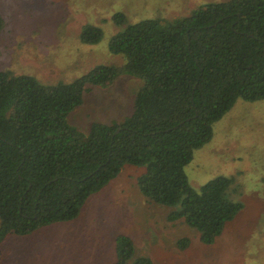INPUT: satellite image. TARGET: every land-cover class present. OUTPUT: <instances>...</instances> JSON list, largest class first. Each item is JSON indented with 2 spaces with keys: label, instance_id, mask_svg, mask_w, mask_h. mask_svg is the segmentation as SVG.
<instances>
[{
  "label": "trees",
  "instance_id": "obj_1",
  "mask_svg": "<svg viewBox=\"0 0 264 264\" xmlns=\"http://www.w3.org/2000/svg\"><path fill=\"white\" fill-rule=\"evenodd\" d=\"M111 21L122 28L108 51L122 56V66L98 65L52 85L0 71V244L75 220L87 198L125 165L144 169L137 180L142 196L169 207L168 220L182 219L202 244L212 245L242 208L228 194L231 177L195 190L184 168L237 100L264 99V0L208 3L187 17L132 24L117 12ZM102 33L86 24L79 39L93 45ZM120 76L143 82L129 116L93 122L87 132L68 122L89 86ZM114 252L113 264H152L123 235Z\"/></svg>",
  "mask_w": 264,
  "mask_h": 264
},
{
  "label": "rangeland",
  "instance_id": "obj_2",
  "mask_svg": "<svg viewBox=\"0 0 264 264\" xmlns=\"http://www.w3.org/2000/svg\"><path fill=\"white\" fill-rule=\"evenodd\" d=\"M227 0H0V71L33 76L43 84L70 83L98 65L119 67L108 42L122 27L145 19L187 17L208 3ZM102 30L93 45L81 43L82 26ZM142 81L120 76L104 87L89 86L68 122L87 132L93 122L121 121L132 112ZM211 140L184 168L189 185L231 177L230 199L241 210L221 236L205 245L182 219L169 221V207L149 203L137 180L143 168L125 165L90 195L75 220L38 228L26 237L9 235L0 244V264H113L114 242L128 237L137 256L152 264H264V99L237 100L213 125ZM187 239L186 249L176 243Z\"/></svg>",
  "mask_w": 264,
  "mask_h": 264
},
{
  "label": "crops",
  "instance_id": "obj_3",
  "mask_svg": "<svg viewBox=\"0 0 264 264\" xmlns=\"http://www.w3.org/2000/svg\"><path fill=\"white\" fill-rule=\"evenodd\" d=\"M201 149V148H200ZM200 149H198V150H200ZM197 151V150H196ZM195 152V151H194ZM193 156H194V153H193Z\"/></svg>",
  "mask_w": 264,
  "mask_h": 264
}]
</instances>
